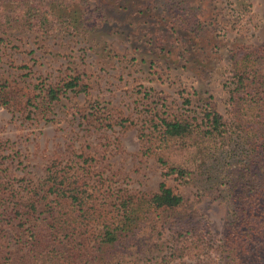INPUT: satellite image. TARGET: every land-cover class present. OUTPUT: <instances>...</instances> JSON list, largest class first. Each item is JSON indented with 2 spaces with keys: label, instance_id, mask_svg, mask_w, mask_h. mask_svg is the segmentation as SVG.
<instances>
[{
  "label": "rangeland",
  "instance_id": "374dc122",
  "mask_svg": "<svg viewBox=\"0 0 264 264\" xmlns=\"http://www.w3.org/2000/svg\"><path fill=\"white\" fill-rule=\"evenodd\" d=\"M243 46L264 49V0H0V174L24 200L53 174L84 192L82 210L48 196L57 219L85 212L70 222L67 264H83L123 200L149 198L161 181L183 204L149 208L110 264H194L196 246L223 238L234 205L222 173L232 178L241 155L188 183L164 178L159 157L180 154L160 123L200 124L207 109L232 123V54ZM73 78L74 89L47 101ZM22 251L0 239L2 263L20 264Z\"/></svg>",
  "mask_w": 264,
  "mask_h": 264
},
{
  "label": "trees",
  "instance_id": "16d2710c",
  "mask_svg": "<svg viewBox=\"0 0 264 264\" xmlns=\"http://www.w3.org/2000/svg\"><path fill=\"white\" fill-rule=\"evenodd\" d=\"M232 66L233 90L237 95L232 123L211 109L205 111L200 124L165 119L160 123L163 139L171 141L180 154V161L176 163L159 157L164 178L174 176L181 183H188L196 172L203 175L209 169L212 173L218 171L213 161L219 157L241 155L235 161L238 164L234 165L232 178L222 173L234 205L223 238L213 246L208 243L196 246L192 256L194 264H264V49L246 46L236 49ZM77 84L78 78H73L61 87L48 89L47 101H56L63 90H72ZM257 149L260 158L252 156ZM5 178L0 174V239L6 238L24 250L20 264H67L65 254L69 252L64 248L72 242L75 227L70 222L77 220L78 213L85 212H77L67 222L57 219L59 212L49 204L48 196L54 193L57 201L66 199L82 210L84 192L68 183L60 187L53 174L42 195L24 200L14 188L7 186ZM182 204L183 197L164 181L149 198L123 200L119 221L116 225L104 226L92 249L82 253L83 264H110L112 250L124 245L139 230L149 208L174 211ZM176 215L179 220L190 218L182 211ZM210 250L214 251L215 260ZM1 259L2 255L0 264H5ZM9 264L19 262L15 259Z\"/></svg>",
  "mask_w": 264,
  "mask_h": 264
}]
</instances>
